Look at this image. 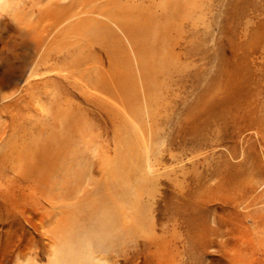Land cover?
I'll return each mask as SVG.
<instances>
[{
  "label": "rangeland",
  "instance_id": "374dc122",
  "mask_svg": "<svg viewBox=\"0 0 264 264\" xmlns=\"http://www.w3.org/2000/svg\"><path fill=\"white\" fill-rule=\"evenodd\" d=\"M168 1L119 0L160 38L152 78L127 25L102 17L112 33L101 46L65 64L53 55L32 85L31 70L20 73L18 100L0 99L4 264H48L66 207L103 182L129 200L113 203L114 242L94 252L99 264H264V0ZM54 131L69 137L47 144ZM39 140L47 176L31 175L20 154ZM78 158L84 179L67 196L72 183L49 176ZM116 161L125 183H113Z\"/></svg>",
  "mask_w": 264,
  "mask_h": 264
},
{
  "label": "bare ground",
  "instance_id": "6f19581e",
  "mask_svg": "<svg viewBox=\"0 0 264 264\" xmlns=\"http://www.w3.org/2000/svg\"><path fill=\"white\" fill-rule=\"evenodd\" d=\"M118 5L119 0H0V99L18 100L20 96L17 88L22 80L20 73L30 69L26 81L32 85L37 69L43 68L44 71L50 72L54 68L55 65L51 61L53 55L59 56L61 63L65 64L69 57L70 60L82 59L89 47L96 44V47L101 46L106 33H112L108 24H105L106 21H102L103 18L127 25L126 31L133 42L139 68L143 71L141 74H144L146 79L151 77L157 68H163L162 46L158 41L159 36V39H156L154 26L148 24L139 13L134 14L129 8ZM30 46L35 54H39V59L34 60V55L26 52L25 48ZM64 132L54 131L48 136L46 143L63 144L68 134ZM39 141L29 143L20 154L31 175L47 176L51 162L49 160L46 162V156L39 157L41 152L38 146L45 144ZM74 161L75 164L64 167V170L58 166L60 171L54 173V176L52 174L49 176L55 186L60 184L69 186V183H72L67 196L75 195L84 179L81 177V172L84 174L82 171L84 165H81L83 159L78 158ZM122 165L124 166L116 165L117 171L116 166L113 172L110 170L111 176H114V173L119 176L118 180L112 177L113 183L119 184L125 180ZM125 166L129 165L125 163ZM58 168L56 167V171ZM110 184L112 186L111 182ZM124 185H128L127 182ZM105 186L104 182L99 184L93 192L95 194L93 197H82L75 206L66 207L63 217L53 228L57 247L48 264H99L94 252L106 250L114 242L112 232L118 219L114 213L117 207L113 206V203L118 197L129 200L126 190L119 189L120 191H115V196L112 197L111 194L104 192ZM10 235L12 236L11 232H7V236ZM3 247L0 252V264H4L7 256L6 245ZM22 264L36 263L28 261Z\"/></svg>",
  "mask_w": 264,
  "mask_h": 264
}]
</instances>
